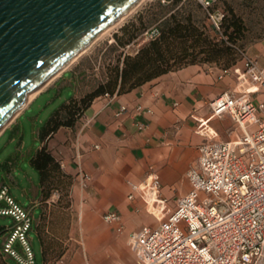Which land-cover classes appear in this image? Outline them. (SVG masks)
<instances>
[{"label":"crops","instance_id":"0c3cea01","mask_svg":"<svg viewBox=\"0 0 264 264\" xmlns=\"http://www.w3.org/2000/svg\"><path fill=\"white\" fill-rule=\"evenodd\" d=\"M157 25L141 37L155 33ZM126 26L124 23L116 31L120 40ZM141 39L121 46L114 37L109 41L117 44L113 56L92 69L83 59L76 61L0 132V193L7 189L32 215L30 242L36 255V233L44 257L40 263L36 255L39 264H140L129 236L144 228L157 229L166 218L156 197L144 189L148 178L160 179L158 196L166 201V211H175L179 200L192 190L187 173L198 166L200 147L208 142L234 143L243 136L229 113L217 117L211 106L226 92L236 90L237 74L225 75L222 69L203 64L184 66L113 97L101 95L77 116L74 126L48 135L54 114L73 100L81 103L109 81V69L119 58L122 66L126 55H136ZM254 59L264 66L263 59ZM250 99L260 104L264 92L252 94ZM44 148L63 172L62 190H53L49 199L33 164ZM81 169L90 181L84 179ZM134 185L143 190L135 191ZM62 195L70 198L64 210L57 207ZM0 205L8 207L6 201ZM109 212L122 216L124 234L104 220ZM2 218L10 220L8 226L0 227V254L9 264L3 247L15 221L11 216L0 215ZM16 248L25 254L19 242ZM258 264H264V256Z\"/></svg>","mask_w":264,"mask_h":264},{"label":"built area","instance_id":"2783aa9c","mask_svg":"<svg viewBox=\"0 0 264 264\" xmlns=\"http://www.w3.org/2000/svg\"><path fill=\"white\" fill-rule=\"evenodd\" d=\"M198 1L236 57V63L223 69V73H236L238 87L214 100L211 106L217 117L229 113L243 136L234 143L208 142L200 147L198 166L187 173L192 190L179 200L175 211H166V201L158 196L160 179L150 176L144 189L156 197L166 218L157 229L132 233L129 244L140 264H258L264 256V102L255 104L250 95L264 92V66L224 36L226 14L215 9L220 0ZM125 110L124 107L122 111ZM253 126L257 128L251 130ZM81 174L86 181L91 180L82 169ZM143 186L134 185L133 189L143 190ZM130 198L134 199V195ZM2 201L8 207L0 205V215L15 221L4 244V254L21 264H39L30 242L32 215L7 189L0 193ZM104 220L119 234L125 233L120 214L106 213ZM18 242L24 255L16 248Z\"/></svg>","mask_w":264,"mask_h":264},{"label":"water","instance_id":"95a60500","mask_svg":"<svg viewBox=\"0 0 264 264\" xmlns=\"http://www.w3.org/2000/svg\"><path fill=\"white\" fill-rule=\"evenodd\" d=\"M140 0H0V129Z\"/></svg>","mask_w":264,"mask_h":264},{"label":"trees","instance_id":"16d2710c","mask_svg":"<svg viewBox=\"0 0 264 264\" xmlns=\"http://www.w3.org/2000/svg\"><path fill=\"white\" fill-rule=\"evenodd\" d=\"M167 2H172L176 7L185 3V0H167ZM157 3L160 10L155 15L154 21L158 22L157 29L160 35L142 47L136 55H126L122 66L119 58L118 63L109 69V81L101 84L81 103L73 100L70 104L63 105L50 119L48 135L55 134L61 127L74 126L77 116L101 95L122 94L131 91L184 66L201 64L202 61L219 60L227 55L228 51L233 53V60L225 66V69L231 68L236 63L235 52L231 47L226 46L225 41H211L209 35L193 25L190 17L180 18L175 13L167 17L168 5L163 0H159ZM139 19L141 22L143 21L141 28H137L134 23L124 27L125 33L130 34L126 42L115 35L121 46L129 45L141 33L149 29L144 23L142 15ZM222 26L224 35L232 41L237 40L236 36H239L244 30L243 23L236 15L226 16ZM132 28L134 31H140L132 33L130 31ZM200 57L202 59L198 61ZM33 164L41 174L46 199L51 197L53 190H62L64 185L61 182V176H63L61 166L47 148L38 153Z\"/></svg>","mask_w":264,"mask_h":264},{"label":"rangeland","instance_id":"374dc122","mask_svg":"<svg viewBox=\"0 0 264 264\" xmlns=\"http://www.w3.org/2000/svg\"><path fill=\"white\" fill-rule=\"evenodd\" d=\"M157 1L159 0H146L143 3H141L138 10L132 13L127 18L125 24L128 26L134 23L137 26V28H141V24H143V21L141 22L139 19L141 15L142 18L144 19V23H146V26H148L149 28L157 24L158 22L154 21L155 15L158 14L160 10ZM166 5H168L166 12L167 17L171 16L172 13L177 14L180 18L190 17L192 19L193 25L197 29H200L201 31L209 35L211 41H215V42L225 41L223 36L215 30L213 23L209 18V14L207 10H205L202 7V5L198 0H185V3L180 4L176 7L173 6L172 2H167ZM215 9L216 10L221 9L228 17H233V15H236V17L240 20V22L243 23L244 30L240 33L239 36H236L237 40L235 41L229 40V41L231 43L238 44L242 48H245L254 58L258 60H262V59L264 60V0H220L218 4L215 6ZM134 19H137V21H133ZM119 30H121V27L116 29L110 34L105 35L106 37L105 36L100 37L99 34V36H97L96 39H98V37L100 38L98 40L95 39L91 44L92 45L91 48L87 50L85 53H83L78 60L83 59V61H85L83 63L86 65L88 69H92L93 66L98 65L99 62L104 64L105 61L109 59L111 56H113V53L116 51L117 48L116 42L110 44L109 41L114 39L115 37L114 35L116 34V31ZM222 30L224 34L223 27ZM130 31L134 33V32H139L140 30L134 31V29L132 28L130 29ZM147 31L140 34V38L142 39L138 43V45H141L138 46V48L144 47L147 43H149L151 40L157 38L160 35L159 31L156 30L154 38H152L153 33H151V35H149L148 37L146 36L141 37ZM232 31L234 30L232 29ZM129 37L130 34L125 33V35L122 38L126 42L129 39ZM225 43L226 46H229V44L226 41ZM126 50L129 49L127 48ZM130 52L133 53V50H130L129 53ZM200 59H202V57H200L198 61H200ZM232 60H233V53L232 52L230 53L228 51L227 55H225L219 60L212 62L202 61L201 64L208 67H215L223 70L225 69V66H227L232 62ZM60 104L61 103H59V105ZM59 105H57V107ZM57 107H55L54 110ZM48 116L49 115H46V117ZM69 204H70L69 196L62 195L59 199L57 207L59 209L64 210L65 208L69 207ZM61 215L62 214H60L59 216ZM9 224H10V220L8 218L0 219V227L8 226ZM33 237L35 238V251L38 261L42 263L44 257L42 253L41 241L36 233L33 234ZM0 246H2L1 240H0ZM0 264H8L7 260L1 254H0ZM9 264H21V263H19L17 260L13 258H10Z\"/></svg>","mask_w":264,"mask_h":264},{"label":"bare ground","instance_id":"6f19581e","mask_svg":"<svg viewBox=\"0 0 264 264\" xmlns=\"http://www.w3.org/2000/svg\"><path fill=\"white\" fill-rule=\"evenodd\" d=\"M146 0H140L139 3H137L135 6H133L129 12L123 16H121L117 21H115L113 24L109 25L102 33H100V37H103L105 35H108L110 33H112L113 31H115L116 29L120 28L121 26H123V24L125 23V21L127 20V18L134 13L135 11L138 10L139 6L141 5V3H143ZM99 36V35H98ZM98 37V39L100 38ZM106 37V36H105ZM96 39V40H98ZM92 45H89L88 47L84 48L79 54H77L75 57H73L70 62L65 65L62 69H60L57 73L53 74V76L49 79V81H47L45 84H43L42 86H40L39 88H37L35 91H33L26 102V105L28 103H30L41 91H43L56 77H58V75H60L65 69H67L68 67H70L72 64H74L79 58L80 56L85 53L87 50H89L91 48ZM25 105V106H26ZM21 111V110H20ZM19 111V112H20ZM18 112V113H19ZM17 113V114H18ZM16 114V115H17ZM8 125V124H7ZM7 125H5L4 127H6ZM1 128L0 132L4 129Z\"/></svg>","mask_w":264,"mask_h":264}]
</instances>
